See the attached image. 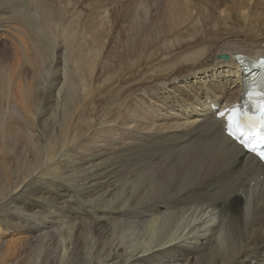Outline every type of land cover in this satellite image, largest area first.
Instances as JSON below:
<instances>
[{
    "label": "bare ground",
    "instance_id": "obj_1",
    "mask_svg": "<svg viewBox=\"0 0 264 264\" xmlns=\"http://www.w3.org/2000/svg\"><path fill=\"white\" fill-rule=\"evenodd\" d=\"M83 5L92 7L85 17L71 16ZM110 9L122 17L125 50L111 42L97 71L106 41L95 30ZM229 24L226 37L239 28L257 43L264 0H0V33L15 52L13 71H0V264H264V165L213 110L241 103L234 56L264 58V45L207 61L224 38L213 29ZM177 47L180 56L136 77ZM219 69L229 75L200 77ZM136 82L141 97L128 103L135 91L123 88ZM146 92L156 103L174 92L178 114L174 98L170 121L162 112L149 119L156 106L145 104ZM91 108L103 113L94 140L111 138L115 126L143 135L99 154L72 146L92 128ZM84 206L91 211L78 212Z\"/></svg>",
    "mask_w": 264,
    "mask_h": 264
},
{
    "label": "rangeland",
    "instance_id": "obj_2",
    "mask_svg": "<svg viewBox=\"0 0 264 264\" xmlns=\"http://www.w3.org/2000/svg\"><path fill=\"white\" fill-rule=\"evenodd\" d=\"M191 1V0H190ZM208 1H210V0H208ZM128 4V3H127ZM92 7H90V8H88V5H83L81 8H79V9H75V11L71 14V16H77V15H81L82 17H85L84 15L85 14H87L88 13V11H89V9H91ZM131 8V4L130 5H128V9H130ZM78 10L79 11H81V12H78ZM148 13H147V16L146 17H144L143 18V21H146V24H151L150 23V16H151V13H150V10H148L147 11ZM76 13V14H75ZM80 13H83V14H80ZM75 14V15H74ZM102 14V13H101ZM107 15V16H106ZM117 14L112 10V9H110V10H108V12L106 13H104V14H102V17L104 16V17H108V20H110V21H108L107 20V22H105L106 24H104L103 26L105 27H102V29H101V31L100 32H98L99 30L98 29H96L95 31L98 33H94L95 35L97 34V36L99 37H101V38H103L105 41H106V46H105V50H104V52H102V55H100V58H98V61H99V64H98V66H97V68H96V70L97 71H99V68H100V66H102L103 65V63L105 62V60H106V56H107V54H106V52H107V50L109 51V49H107L108 48V46H109V44L111 43V42H116L118 45H117V48L119 49V50H122V51H124L125 50V48H124V45H123V43H122V40H121V35H120V32H121V28L119 27V24H120V22L122 23V17L121 16H118V21L116 22V19H115V16H116ZM100 18H101V15H100ZM99 18V19H100ZM114 18V19H113ZM113 20H115V22L113 23ZM98 21V20H97ZM120 21V22H119ZM108 23H109V25H108ZM115 23H116V27H115ZM118 23V24H117ZM112 24H114V25H112ZM123 24V23H122ZM122 24H120L121 26H122ZM203 24H205L206 25V22H202L201 23V25H203ZM107 27V28H106ZM109 27V28H108ZM113 27V28H112ZM104 28V29H103ZM204 30H205V28L204 29H202V34L204 33ZM232 30V25L231 24H229V26H228V28H226L224 25H221V27H219V28H215V29H213V31L215 32V35H217V34H221L222 32L221 31H223V34H221V36L223 35L224 36V38L223 39H221V40H219L218 42H216V46H217V49L215 50V48H211L210 49V51H209V54H210V58H208L207 59V61H210V62H212V61H216V60H218L219 59V55H227V56H229V58H230V55H229V50H232V49H235V48H237V47H239V48H242V49H244V48H246V49H253V50H260V48L264 45V37L262 36L261 38H259L258 40H257V43H255V41L253 40V41H247L246 40V38H244V37H242V35H240V34H235V33H237L240 29L239 28H237V29H233V30H235L233 33V37L231 38V37H226V35H227V33H226V31H231ZM191 31V29L190 30H188V33ZM220 32V33H219ZM91 32L90 31H88V32H85L84 33V35H85V38L88 36H90L91 34H90ZM100 34V35H99ZM190 34V33H189ZM202 35H200L199 37H201ZM220 36V37H221ZM92 38H93V36H91ZM6 38V39H5ZM132 40H134V41H136L137 40V38H135V39H132ZM85 45H89V40L87 39L86 41H85ZM3 48H6V50H7V52H8V56L4 59L3 58V53H2V50H3ZM262 49H264V46L262 47ZM85 50H87V51H91L92 50V48H91V46L89 45V46H86V48H85ZM262 51V50H261ZM167 53V54H166ZM181 53H182V51H180V49H179V47H177V48H175V49H173V50H171V51H165L164 49H163V51L162 52H160V53H158L157 54V56H155L154 57V60H156V61H154V63L153 64H151V65H149L147 68H142V69H140L139 71H138V73L136 74V77H138L139 75H143L144 74V70H148V69H152L153 67H159L160 65H162L163 63H167V62H170V61H172L173 59H175L176 57H178V56H180L181 55ZM14 54H15V52H14V48H13V46H12V44H11V42H10V39H9V37H7L6 36V34H1L0 33V71L4 68V69H7V71L9 72V73H11L12 71H13V67H14V59H13V57H14ZM162 54H166V55H163V56H161ZM161 56V57H160ZM105 57V58H104ZM160 57V58H159ZM102 61V62H101ZM219 61H220V59H219ZM221 61L222 62H229L230 61V59L229 60H223V59H221ZM3 66V67H2ZM6 67V68H5ZM10 68V69H9ZM207 70H209V68H204V70H201L200 72H203V71H207ZM224 70L225 69H219V70H215V71H213V72H208V73H206V74H203V73H201L200 74V77L202 76V78L203 77H205V76H208L207 77V79L206 80H204V81H206L207 83L209 82V76H214V77H216V76H224V75H229V71L228 72H224ZM24 71H27V69H24ZM97 71L95 72V74L96 75H93L94 77H96L97 76ZM195 72H197V71H195ZM223 72V73H222ZM25 73H28V71L27 72H23V74H25ZM26 76V77H25ZM198 76H199V74H198ZM23 77V79L22 80H24L25 78H27V74L26 75H23L22 76ZM197 77V76H196ZM199 77V78H200ZM123 78V77H122ZM121 78V79H122ZM144 78V77H143ZM20 79H21V77H20ZM20 79H18V80H20ZM124 80L122 81V83H124L125 81H128L129 80V76L128 77H125V78H123ZM21 81V80H20ZM20 81H18L17 82V84L20 82ZM26 81V80H25ZM39 80H38V76L36 77V81H35V83L36 82H38ZM120 81V80H119ZM199 81H200V79H196V80H194V83L193 84H197V86H199ZM185 82V81H184ZM191 82V81H190ZM197 82V83H196ZM139 83L140 82H136V83H130V84H127V85H125L124 86V88H123V90L124 89H126V88H129V89H132V90H134L135 92H130L129 93V96H131V97H128L130 100H129V102L128 103H130V101H132V102H136L137 101V98L138 97H141V96H138V89L140 90V85H139ZM17 84L15 85V86H17ZM87 84H89V83H87ZM14 86V88L16 89V87ZM134 87V88H133ZM13 88V91L12 92H16V90ZM15 90V91H14ZM165 91V93H169L168 92V90H164ZM228 93H229V91H224V92H222L221 93V95L223 94L224 96H227L228 95ZM15 94V93H14ZM172 95H173V97H171V98H167V99H165V100H160L159 102H155V101H150V98H149V94L146 92V93H144L143 94V98H144V102H145V104L146 105H150V106H156V107H154V108H150V110H151V116L149 117V119L150 118H152V117H154V116H156L158 113H160V112H162V113H160V114H162L161 116H163V114H165V116H166V119L165 120H167V121H170V117L171 116H173V115H175L173 112L174 111H170V109L171 108H169L170 107V101H173V99H174V101H176V102H173V106H179L178 104H179V102H177V98H179L177 95H174V92L173 93H171ZM164 96L165 97H168V96H166V94H164ZM161 97V96H160ZM162 101H164V102H162ZM183 101V100H182ZM127 103V104H128ZM110 104V103H109ZM126 104V105H127ZM164 104H166V105H164ZM159 106V107H158ZM175 106V107H176ZM184 106V105H183ZM207 106H209L208 104L206 105V107ZM110 107V106H109ZM112 107V106H111ZM172 107V106H171ZM199 108H201L200 106H198ZM197 107V108H198ZM124 108V107H123ZM178 107H176V112L179 110V108L177 109ZM183 108H185V109H190L189 108V105H187V107H186V105L183 107ZM205 108V107H204ZM91 109H93V112H91V113H89L88 115H87V120L89 121V125L92 127L86 134H85V136H83V138L81 137V138H79L78 140H76V141H74L73 142V144H72V146H77V145H79L80 144V147L82 148V149H90L91 151H93L94 153H97V154H99V153H103V152H107V151H109V147L110 146H113V145H119L120 143H122V144H124V143H126V142H131L132 141V137H134V135H137V134H142V131H136V130H134V128L133 127H131V128H129L128 129V131H129V134H127L126 132L124 133V131L122 130V129H119L118 127H116L115 126V128H114V130H115V132H113V136L111 137V138H108L107 139V135H108V133H106V135L104 136V137H101V138H99V139H96V140H94V132L96 131V129H100V127L101 126H99V124L97 123V121L99 120V117H101L102 115H103V113H100V114H98L97 115V117L95 116L96 115V112L94 111V108H91ZM164 109V110H163ZM173 109V108H172ZM205 109H207V108H205ZM100 110V109H99ZM98 110V111H99ZM166 110V111H165ZM213 110H215V111H219L217 108L216 109H213ZM204 111V110H203ZM177 114H178V112H177ZM202 113H199V114H196L195 115V117H191V119L190 120H192L193 121V119H196V118H199V116L201 115ZM94 116L96 117V119L94 118ZM200 118H202L201 116H200ZM155 122H157L156 124H157V126L158 125H164L165 123H163V121H155ZM175 122H178V121H175ZM180 123H185L186 121L185 120H180L179 121ZM178 122V123H179ZM175 124V123H174ZM97 126V127H96ZM110 126H112V125H110ZM162 128V127H161ZM157 130H158V128L156 129V128H152V130L149 132V134L150 135H155V134H165V135H171V133H173L174 131H173V129L172 130H170V131H168V130H165L164 132H157ZM127 131V130H126ZM143 135V134H142ZM92 136V137H91ZM86 138V141H88L89 143H86V141H84V142H81L80 143V141L82 140V139H85ZM90 142H91V144H90ZM71 146V147H72ZM79 153H80V155H89V153H91L90 151L89 152H86V151H84L83 152V150H82V152L81 151H79ZM89 206V205H88ZM88 206H84V207H79L78 208V212H80L81 214L82 213H86L87 211H88V209H89V211H91V207H88ZM83 208V209H82ZM88 208V209H87ZM84 209H86L85 211H84ZM88 211V212H89ZM84 213V214H85ZM50 227V226H49ZM138 233H139V231H138ZM141 234L139 233V236H140Z\"/></svg>",
    "mask_w": 264,
    "mask_h": 264
},
{
    "label": "snow or ice",
    "instance_id": "obj_3",
    "mask_svg": "<svg viewBox=\"0 0 264 264\" xmlns=\"http://www.w3.org/2000/svg\"><path fill=\"white\" fill-rule=\"evenodd\" d=\"M252 99V93H248ZM257 112L259 115H248L241 113L238 107L234 106L225 112H219L221 119L226 116L225 128L227 136L234 141H239L240 145L253 153H256L260 160L264 161V92L257 97Z\"/></svg>",
    "mask_w": 264,
    "mask_h": 264
},
{
    "label": "water",
    "instance_id": "obj_4",
    "mask_svg": "<svg viewBox=\"0 0 264 264\" xmlns=\"http://www.w3.org/2000/svg\"><path fill=\"white\" fill-rule=\"evenodd\" d=\"M219 58L223 59V60H228L229 59L227 55H221Z\"/></svg>",
    "mask_w": 264,
    "mask_h": 264
}]
</instances>
